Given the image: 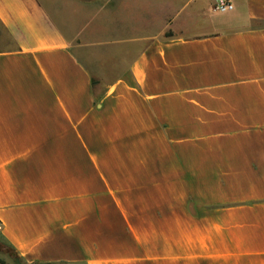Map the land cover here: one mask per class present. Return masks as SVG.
Segmentation results:
<instances>
[{"label": "crops", "instance_id": "1", "mask_svg": "<svg viewBox=\"0 0 264 264\" xmlns=\"http://www.w3.org/2000/svg\"><path fill=\"white\" fill-rule=\"evenodd\" d=\"M229 1L59 21L0 0V231L23 260L264 264V0Z\"/></svg>", "mask_w": 264, "mask_h": 264}, {"label": "rangeland", "instance_id": "2", "mask_svg": "<svg viewBox=\"0 0 264 264\" xmlns=\"http://www.w3.org/2000/svg\"><path fill=\"white\" fill-rule=\"evenodd\" d=\"M41 1L51 10V12L55 15V17L59 21H62L63 18L69 20L75 16L74 8H73V5L71 3V0H41ZM56 12H58V16H57ZM117 18L115 17L112 25L117 23ZM81 21L82 22L84 21L83 17H81V19H79V22H81ZM102 55H104L105 57L108 58L109 52H104ZM1 235L2 234L0 231V236ZM1 245H2L1 248H3V249H2V252L0 253V259L3 260L6 264H29L28 262H26L23 259L17 260L16 257L19 255H17V253L15 251H13L4 240L1 241Z\"/></svg>", "mask_w": 264, "mask_h": 264}, {"label": "built area", "instance_id": "3", "mask_svg": "<svg viewBox=\"0 0 264 264\" xmlns=\"http://www.w3.org/2000/svg\"><path fill=\"white\" fill-rule=\"evenodd\" d=\"M234 10V5L229 0H216L213 12L217 14H226Z\"/></svg>", "mask_w": 264, "mask_h": 264}, {"label": "trees", "instance_id": "4", "mask_svg": "<svg viewBox=\"0 0 264 264\" xmlns=\"http://www.w3.org/2000/svg\"><path fill=\"white\" fill-rule=\"evenodd\" d=\"M0 240L2 241V240H4L7 244H8V246L13 250V251H15L13 248H12V246L5 240V238L3 237V235H1L0 236ZM1 241H0V253L2 252V249L3 248H1L2 247V245H1ZM16 252V251H15ZM18 255V254H17ZM16 259L18 260V259H22L20 256H17L16 257ZM0 264H6L3 260H1L0 259ZM60 264H67V263H60Z\"/></svg>", "mask_w": 264, "mask_h": 264}]
</instances>
